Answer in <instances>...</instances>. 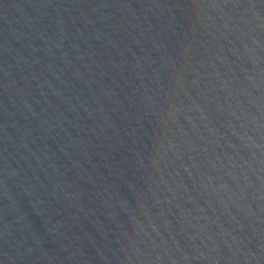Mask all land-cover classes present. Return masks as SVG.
Segmentation results:
<instances>
[{"label": "water", "instance_id": "obj_1", "mask_svg": "<svg viewBox=\"0 0 264 264\" xmlns=\"http://www.w3.org/2000/svg\"><path fill=\"white\" fill-rule=\"evenodd\" d=\"M0 264H264V0H0Z\"/></svg>", "mask_w": 264, "mask_h": 264}]
</instances>
